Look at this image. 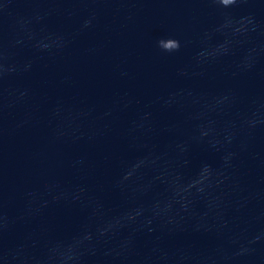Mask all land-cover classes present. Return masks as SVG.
I'll return each mask as SVG.
<instances>
[{
	"label": "clouds",
	"instance_id": "clouds-1",
	"mask_svg": "<svg viewBox=\"0 0 264 264\" xmlns=\"http://www.w3.org/2000/svg\"><path fill=\"white\" fill-rule=\"evenodd\" d=\"M15 0H3V11L0 15H10V5ZM252 0H208V3L221 9H229L236 5H247ZM51 14H58V10H51ZM38 19H43L38 18ZM96 19L95 14L82 20L78 32H83L93 26ZM246 19L249 21L248 32H259L261 35V43L256 49L258 61L264 60V25L257 22L254 15H249ZM78 34V33H77ZM59 44L56 45L54 51L63 52L72 42V38L67 33H59ZM12 42L9 41V44ZM17 43H19L17 41ZM155 47L163 54L173 56L178 54L183 44L181 40L173 36H160L155 41ZM45 51H53L46 49ZM255 64L250 66H242L240 71H252ZM34 69V61L25 60L22 63H14L9 61L6 53V47L0 29V122L7 112H11L18 107L28 104L33 98V90L29 87L10 88L7 86V79L11 75L21 73L28 74ZM187 75V73H180ZM240 72H233L232 76L236 77ZM121 77H127V72H121ZM63 82H66L63 81ZM223 103L217 105V110H223L228 105L238 102L239 94L229 89L221 94L218 98ZM252 111L241 121V132L233 135L228 141V147L224 148L219 141L210 140L199 131L189 140L182 141L181 155L187 157L192 146L201 145L207 149L221 152V169L223 179L234 180L235 187L239 190L242 184L241 177L234 178L233 173L242 163V157L249 155L255 158L252 147L255 140V133L258 129H264V92H260L258 97L250 98ZM139 100L130 92L116 93L111 101L106 105L105 111L101 116L103 123L88 134L87 142L91 144L99 143L111 132L112 123L115 121L118 113L126 111ZM168 107L167 104L163 105ZM147 107L141 112L137 121H133L129 132L137 130L145 133L150 132V112ZM62 110V104L57 105L50 113V120H54ZM90 111H94L90 109ZM32 114H26L25 118L17 122L16 127L23 128L32 122ZM85 137H78L72 143H76ZM48 143L57 149L66 141L52 133L48 137ZM87 155H80L70 160H65L61 151L58 152L56 168L70 167L76 172L86 170ZM264 166V161L261 162ZM202 183V182H201ZM119 187V185H117ZM77 193H85L86 187L80 186L75 189ZM204 188H196L189 193V198L194 196H203ZM24 207L20 213L13 217L10 216L6 208L15 199V196L8 192L4 185L3 175L0 172V264H247L249 260L253 264H264V257L257 259V245L264 242V230L256 233L246 241H238L235 238H226L223 230H208L204 234H209L217 240V245L211 250H197L192 247H182L175 250H169L161 245V239L164 236L173 235L183 232L185 229L178 221L164 219L161 222L160 217H149L142 222L134 223V226L128 224H117L111 228L96 229L90 231L83 229L78 233L72 241L49 239L43 241L41 236L35 231H27L22 236L19 243L12 247H5L4 238L18 224H28L37 215V210L33 206V192L24 190L22 192ZM264 201V192L252 191L245 189V195L233 202V208L237 211L246 209L252 202ZM73 203L83 204L85 201L81 195L72 198ZM259 215L264 219V208L259 210ZM127 232L125 234V230ZM193 232L202 233L204 230L193 228ZM144 251L137 250V238L141 235L153 236ZM43 247L42 256H34L31 250Z\"/></svg>",
	"mask_w": 264,
	"mask_h": 264
}]
</instances>
